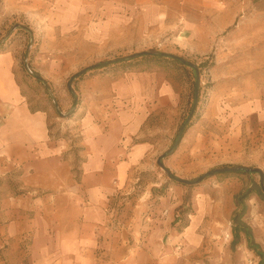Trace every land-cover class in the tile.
Masks as SVG:
<instances>
[{
  "label": "rangeland",
  "instance_id": "obj_1",
  "mask_svg": "<svg viewBox=\"0 0 264 264\" xmlns=\"http://www.w3.org/2000/svg\"><path fill=\"white\" fill-rule=\"evenodd\" d=\"M142 52L182 61L119 65ZM26 53L46 86L25 69ZM3 55L32 109L47 114L60 149L55 177L80 184L91 146L109 148L100 135L117 121L123 180L110 206L137 219L152 243L147 264H258L244 239L231 249L230 218L237 194L264 188V0H0ZM221 168L238 169L198 180ZM20 176L0 175V264H36L28 253L35 207L51 234L60 229L59 191L30 192ZM246 203L264 252V202L252 194ZM15 230L21 237L9 236Z\"/></svg>",
  "mask_w": 264,
  "mask_h": 264
},
{
  "label": "crops",
  "instance_id": "obj_2",
  "mask_svg": "<svg viewBox=\"0 0 264 264\" xmlns=\"http://www.w3.org/2000/svg\"><path fill=\"white\" fill-rule=\"evenodd\" d=\"M15 70L11 58L0 57V175L17 172L22 187L39 193L47 185L57 189L59 195L55 197L65 202V206H57V215L62 217L57 220L60 229L51 234L47 224L40 222L43 213L37 206L41 198L37 197L33 220L38 223L30 233V260L36 264H147L150 256L146 251L151 241L145 240L137 219L124 220L122 211L117 214L110 206V197L120 191L123 180L119 171L117 121H112L107 132L100 135L103 142L109 141V148L106 144L99 148L98 143L91 146L81 165L84 174L80 184L57 178L60 149L49 137L47 114L45 110L32 109L18 85ZM114 136L117 138L111 140ZM54 160L56 166L51 164ZM45 174L47 183L43 180ZM61 188H68V196H61L60 193H67ZM67 207L71 210L70 219H66ZM23 231L9 232V236L21 237ZM99 248L106 249L104 257L96 255Z\"/></svg>",
  "mask_w": 264,
  "mask_h": 264
},
{
  "label": "trees",
  "instance_id": "obj_3",
  "mask_svg": "<svg viewBox=\"0 0 264 264\" xmlns=\"http://www.w3.org/2000/svg\"><path fill=\"white\" fill-rule=\"evenodd\" d=\"M134 59H131L127 62L124 63H119V65H123V68H128V67H133L138 64L143 63H154V64H162V63H171V64H181L178 60H174L172 58H168L167 56L164 55H142L137 62H132ZM206 63H202L199 66V69H202ZM37 80H41L39 74H35ZM235 173L238 174H246L245 172L242 171H235ZM223 173L222 175H224ZM252 186L246 189L244 192L237 194L234 197L233 203L235 204V212L232 214L230 221H231V244L230 247L232 250H234L244 239L247 245V248L249 251L254 253L255 256L259 257L258 264H264V252L261 251L259 245L255 242V239L252 236V230L251 228L247 225V223L244 220V217L247 213V203L246 201L249 199V197L252 194L257 195V197L264 202V191L262 187L257 184V183H252Z\"/></svg>",
  "mask_w": 264,
  "mask_h": 264
},
{
  "label": "water",
  "instance_id": "obj_4",
  "mask_svg": "<svg viewBox=\"0 0 264 264\" xmlns=\"http://www.w3.org/2000/svg\"><path fill=\"white\" fill-rule=\"evenodd\" d=\"M15 27H17V26H15ZM28 33H29V35H30V42L32 41V33L27 29V28H25V27H23ZM147 54H150L149 52H142V53H139V54H135L134 56H132V57H141L142 55H147ZM159 55H164V56H168V57H170V58H172V59H174V60H178V61H182L181 60V58H179V57H175V56H173V55H167V54H164V53H159V54H156V56H159ZM184 63H186L188 66H191V64L190 63H187V62H184ZM24 67H25V69L30 73V75L31 76H33L34 78H36V76H35V74H33L32 72H31V70H30V68L27 66V53H26V56H25V58H24ZM83 72H85V70H82V71H80V72H78V73H76V74H74L72 77H71V79H70V81L72 80V78L73 77H75V76H78L79 74H81V73H83ZM196 73V77H197V71L195 72ZM41 82H42V84H44V82L42 81V80H40ZM68 85H67V87H68V90H70L71 91V85L69 84V83H67ZM45 86H46V84H44ZM197 86H196V88H195V92H194V103H193V106H192V109H191V111H190V114H189V116L192 114V112L194 111V107H195V105H196V101H197V98H196V94H197ZM50 97H51V99H52V102H54V105L57 107V102H55V101H53V98H52V95L50 94ZM187 121H188V119H187ZM186 121V122H187ZM180 132H181V129L179 130V136H178V138H177V140H176V143L178 142V140H179V138H180ZM175 143V144H176ZM173 149V147L169 150V151H171ZM165 156V154L162 156V157H164ZM161 157V158H162ZM238 168H233V169H224V168H221V169H216L215 171H213V172H210V173H208V174H206V175H203V176H201V177H199V179L198 180H201V179H203L205 176H207V175H212V174H216V173H220V172H226V171H233V170H237ZM240 170H241V168H239ZM244 171H246V172H251V171H255V172H258V173H260V175L262 176V173L260 172V170H258V169H251V170H249V169H243ZM171 178L174 180V181H176V182H179V183H185L186 181L185 180H183V179H178V178H176V177H174V176H171ZM187 183H193V182H187ZM262 187V186H261ZM262 189H263V191H264V188L262 187Z\"/></svg>",
  "mask_w": 264,
  "mask_h": 264
}]
</instances>
